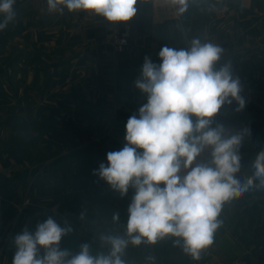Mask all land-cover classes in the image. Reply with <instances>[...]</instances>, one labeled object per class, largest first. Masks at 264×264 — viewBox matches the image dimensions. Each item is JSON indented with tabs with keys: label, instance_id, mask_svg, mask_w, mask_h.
I'll return each mask as SVG.
<instances>
[{
	"label": "crops",
	"instance_id": "obj_1",
	"mask_svg": "<svg viewBox=\"0 0 264 264\" xmlns=\"http://www.w3.org/2000/svg\"><path fill=\"white\" fill-rule=\"evenodd\" d=\"M16 2L18 18L12 26H28L29 49L23 48L22 54L16 48L15 54L14 34L0 39V76L8 84L17 76L28 97L38 104L43 99L44 114L18 119V128L0 121V264H12L18 234L25 228L34 233L49 216L72 229L60 241V249L70 254L88 244L94 256L106 255L110 246L100 237L124 235L135 190L121 198L94 172L101 163L107 165V153L125 146L127 120L147 102L135 87L145 57L159 65L164 46L187 49L194 38L227 45L230 53L215 67L229 64L240 81V95L254 96L264 106V0H190L183 12L171 0H137L136 15L119 24L129 25L137 41L150 27L149 41L131 44L119 54L106 43L104 19L67 9L49 13L47 0H29V16L21 21L23 5ZM22 59L32 66L28 83V72L17 65ZM4 90L0 83L3 95ZM14 90L16 95L19 88ZM236 107L235 101L223 106L214 121L234 131L250 129L240 148L238 175L244 179L252 175L251 165L264 150V113L246 101L242 111ZM36 123L44 125L43 132ZM219 219L214 242L199 260L185 254L170 236L155 244L129 245L124 259L127 264H264V188L254 187L226 203Z\"/></svg>",
	"mask_w": 264,
	"mask_h": 264
},
{
	"label": "clouds",
	"instance_id": "obj_2",
	"mask_svg": "<svg viewBox=\"0 0 264 264\" xmlns=\"http://www.w3.org/2000/svg\"><path fill=\"white\" fill-rule=\"evenodd\" d=\"M171 3L180 12L186 10L187 0ZM15 5L16 0H0V31L16 19ZM136 5L137 0H47V11H83L124 23L136 15ZM222 54L219 45L194 38L187 49L164 46L159 65L145 57L135 87L147 102L127 120L125 146L107 153V165L101 163L94 172L121 198L130 188L135 190L124 235L100 237L110 246L108 253L94 256L88 244L73 254L61 250L62 237L72 229L49 216L34 233L25 228L14 238L12 264H127L129 245L155 244L169 236L185 254L199 260L214 242L223 206L254 187L264 188V150L251 165L252 175L244 179L238 175L240 148L250 129L234 131L214 121L233 101L236 111L245 107L231 66L215 67ZM206 152L208 159H198ZM113 220L118 222L119 213Z\"/></svg>",
	"mask_w": 264,
	"mask_h": 264
},
{
	"label": "rangeland",
	"instance_id": "obj_3",
	"mask_svg": "<svg viewBox=\"0 0 264 264\" xmlns=\"http://www.w3.org/2000/svg\"><path fill=\"white\" fill-rule=\"evenodd\" d=\"M20 3L23 6L21 7L22 9H21L20 14H18V13L17 14L20 15V17L22 19L21 21H24V19L29 16V11H28L29 0H21ZM16 18H18V17H16ZM13 34L16 37L15 38L16 43L13 42V43H15V48L12 46L14 48V53L17 54L18 50L16 48H19V49H21L22 54H23L24 53L23 48L25 50L29 49L28 45L26 44V42L29 38L28 26L21 29V30H18V28H15L12 26V22H11L4 31H0V39L3 40V38H4L6 41V39H8L9 37H12ZM13 43H11V44H13ZM29 62L30 61L27 59H22L17 64L18 68L25 70L26 72H28V70L30 71V67H32V66H29V64H30ZM30 73L29 72L27 73L26 83H28V81L30 80V76H31ZM32 76H33V74H32ZM16 77H15V79L17 80ZM21 77H22V74H20L19 79H21ZM15 79H13V77L11 76L9 84H8V83H5L3 81L4 77L0 76L1 86L4 85V89H5L4 95L0 92V121H5L7 123V125L10 122L11 123L14 122L13 124L17 127V126H22L20 124V122L17 121L18 119L22 118L24 120V119H30L31 117L33 118L36 115L41 116L44 114V110H43V107L40 105V102L43 103V101H42L43 99L40 100L38 98L37 102H39V104L35 103L34 99H32L31 96L28 97L29 93L26 92L25 86H23L21 84H17ZM8 85H9V87H8ZM16 87L19 88V91L15 95L14 89H16ZM15 120L18 123H16ZM36 124L38 126H41L42 132H43L44 125L39 124V123H36ZM22 129L26 132L30 131V129L26 126H23ZM5 131L9 132V131H13V129L10 128V130H5Z\"/></svg>",
	"mask_w": 264,
	"mask_h": 264
},
{
	"label": "built area",
	"instance_id": "obj_4",
	"mask_svg": "<svg viewBox=\"0 0 264 264\" xmlns=\"http://www.w3.org/2000/svg\"><path fill=\"white\" fill-rule=\"evenodd\" d=\"M174 5V8L176 11H179V6L178 5ZM190 7V0H187V7L186 10ZM221 12H215L214 14H220ZM81 13L88 19H95V18H99L98 16L92 15L90 13H86L81 11ZM102 19H104V23H103V29L105 32V39H106V43L107 45L110 47L111 51L115 54H119V53H123L125 51H127L129 49V47L131 46V44H135L137 43V39L135 37L132 36L131 34V28L129 25H123L121 26L119 23H111L108 22L105 18L100 17ZM223 49V54L221 56V59L219 62H217V64L215 66H217L219 63H221L226 56L230 53V48L227 45L224 46H220ZM242 97L244 98V100L252 105L258 106L259 109L261 110L262 113H264V106H259L257 104V98L254 96H248V95H242ZM208 153H204L203 156L201 158L198 159H208ZM28 203V199H25L24 204ZM245 262L242 261V264H244Z\"/></svg>",
	"mask_w": 264,
	"mask_h": 264
},
{
	"label": "water",
	"instance_id": "obj_5",
	"mask_svg": "<svg viewBox=\"0 0 264 264\" xmlns=\"http://www.w3.org/2000/svg\"><path fill=\"white\" fill-rule=\"evenodd\" d=\"M150 11H148L149 13ZM149 36H150V27H147L146 33L144 37L139 38L137 43L141 45L143 42H148L149 41Z\"/></svg>",
	"mask_w": 264,
	"mask_h": 264
}]
</instances>
